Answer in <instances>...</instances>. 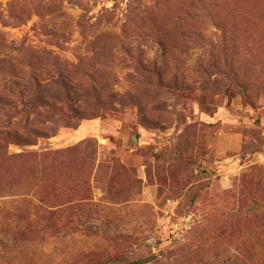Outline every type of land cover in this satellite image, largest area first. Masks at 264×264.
<instances>
[{"label":"rangeland","instance_id":"374dc122","mask_svg":"<svg viewBox=\"0 0 264 264\" xmlns=\"http://www.w3.org/2000/svg\"><path fill=\"white\" fill-rule=\"evenodd\" d=\"M0 139V264H264V0H0Z\"/></svg>","mask_w":264,"mask_h":264},{"label":"trees","instance_id":"16d2710c","mask_svg":"<svg viewBox=\"0 0 264 264\" xmlns=\"http://www.w3.org/2000/svg\"><path fill=\"white\" fill-rule=\"evenodd\" d=\"M49 100H52V101H57L58 103L60 104H57V103H51L50 101H47V100H43L41 101V104L40 105V110L37 111L35 114V116L37 117H44V115L48 116L50 119H51V123L52 122H57V121H65V119L67 118L66 114H68V110L66 109V107L61 104V101L54 98V97H49ZM30 102V101H29ZM2 103V101H1ZM10 106V104H9ZM12 107L13 109L15 107L13 106H10ZM43 109H46L45 110V113L42 112ZM8 112H11V110L9 109ZM36 121V120H35ZM46 130H51L50 126H44L43 129H38L36 128V126L34 125V122L32 124H30V130H29V134L32 136V137H42V136H45V131ZM49 134H54V130L50 131ZM6 136V135H4ZM8 136V134H7ZM2 139H0V142H1ZM31 145H35L33 144V141L32 143H30ZM1 146V144H0Z\"/></svg>","mask_w":264,"mask_h":264}]
</instances>
